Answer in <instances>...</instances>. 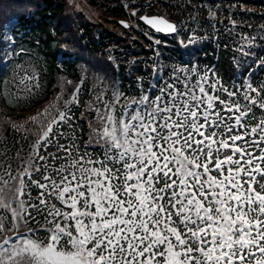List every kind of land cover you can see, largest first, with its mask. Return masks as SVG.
Instances as JSON below:
<instances>
[{
	"label": "snow or ice",
	"instance_id": "snow-or-ice-1",
	"mask_svg": "<svg viewBox=\"0 0 264 264\" xmlns=\"http://www.w3.org/2000/svg\"><path fill=\"white\" fill-rule=\"evenodd\" d=\"M140 19L156 32L177 31L162 17ZM256 39L241 34L237 50L254 56ZM252 63L264 69V56ZM252 63L234 65L230 86L212 68H175L158 94L152 85L118 108L123 93H114L106 114L96 109L100 127L90 124L96 156L73 157L58 143L53 126L71 120L58 111L34 161L66 163L30 160L12 177L15 187L0 178V208L11 210L17 229L15 239L3 236L12 229L0 220V264H264V82L255 83ZM49 145L57 153L40 155ZM29 184L41 189L35 201ZM37 216L47 227L33 238Z\"/></svg>",
	"mask_w": 264,
	"mask_h": 264
},
{
	"label": "trees",
	"instance_id": "trees-1",
	"mask_svg": "<svg viewBox=\"0 0 264 264\" xmlns=\"http://www.w3.org/2000/svg\"><path fill=\"white\" fill-rule=\"evenodd\" d=\"M83 1L98 14L96 17H89L74 0H0V67L5 60V26L15 20L12 59L0 77L6 104L18 110L13 114L0 107V178L8 180L9 187L18 186L12 177L19 176L28 162L34 161V146L58 111H68L71 117L69 123L53 126L58 143L70 147L73 157L84 152L96 156L102 149L90 140V124L100 127L96 109L106 114L104 104L114 99V93H123L118 108L132 98L138 99L152 85L156 87L151 91L158 94L164 82H172L175 68L195 67L199 74L212 68L221 82L230 86L236 78L237 62L247 59L252 63L264 56V40L252 27L257 19L264 20V12L258 11L264 10V0H223L224 4H235L237 11L230 15L227 10L216 9L214 19L198 6V0ZM142 13L166 15L177 23V31L156 32L140 19ZM186 17L201 18L203 23L186 21ZM122 19L128 21L127 27ZM241 34L257 37L250 49L254 56L245 58L237 50L243 43ZM252 67L255 83L264 82V69L254 63ZM180 75L183 77V73ZM25 77L33 79L22 84ZM33 117L37 118L35 122ZM53 153H57L53 145L40 151L47 157ZM46 162L57 167L66 163L64 159H49L34 161V165ZM34 178L40 180L41 176L34 173ZM0 188H5L3 183ZM25 191L35 201L41 189L29 184ZM0 210L3 222L12 229L2 235L15 239L16 221L11 210ZM37 221L28 226L38 229L33 238L43 237L47 227L40 216ZM28 227L20 222L18 230L28 233Z\"/></svg>",
	"mask_w": 264,
	"mask_h": 264
},
{
	"label": "rangeland",
	"instance_id": "rangeland-1",
	"mask_svg": "<svg viewBox=\"0 0 264 264\" xmlns=\"http://www.w3.org/2000/svg\"><path fill=\"white\" fill-rule=\"evenodd\" d=\"M204 1H206V0H204ZM72 2H73V0H72ZM74 2H75V5L78 7V8H80V9H82V10H84L85 12H86V14L89 16V17H91V18H94V17H96L98 14L96 13V12H92L91 11V9H89V8H87V3L85 2V1H83V0H74ZM206 3V5L207 6H209V2L207 1V2H205ZM215 7H219V8H221V9H227L230 13H232L233 11H237L236 10V5L235 4H227V5H223L220 1H217V3L215 4ZM210 13H213L212 11L210 12ZM211 16H213V15H211ZM15 20H13V22H14ZM254 25V27H253V32H254V34H256V35H258V36H260L261 34H264V29H262V25H264V20H262V21H258V19L256 20V22L253 24ZM9 37V36H8ZM8 42V45H7V47H9V41H7ZM13 44V42H12V38H11V45ZM10 45V46H11ZM6 64H4L1 68H0V77H1V75L4 73V71H5V69H6ZM0 107L4 110V111H6V112H11V113H13V114H16V113H18V110H16V109H14V108H11V107H9L7 104H6V102H5V99H4V97H3V94H2V92H1V90H0ZM6 199H7V197H6ZM12 207L13 208H16V206H14V205H12ZM1 209H5V208H1ZM8 211H9V209H8ZM4 220V218H2V214H1V210H0V220ZM28 231V230H27Z\"/></svg>",
	"mask_w": 264,
	"mask_h": 264
},
{
	"label": "water",
	"instance_id": "water-1",
	"mask_svg": "<svg viewBox=\"0 0 264 264\" xmlns=\"http://www.w3.org/2000/svg\"><path fill=\"white\" fill-rule=\"evenodd\" d=\"M142 16H148V17H162V18L168 20L169 22H171L172 24L176 25V22H175V21H173V20L167 18L166 16H164V15H162V14H146V13H144V14H142L140 17H142ZM142 21H143V20H142ZM143 22H144V21H143ZM122 23H123V24H127V21H126V20H122ZM144 23H145V22H144ZM145 24H146V23H145ZM148 26H149V25H148ZM149 27H151V26H149ZM176 28H177V25H176ZM152 29H153V28H152ZM154 30H155V29H154ZM163 33H166V32H163Z\"/></svg>",
	"mask_w": 264,
	"mask_h": 264
}]
</instances>
